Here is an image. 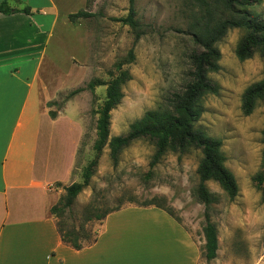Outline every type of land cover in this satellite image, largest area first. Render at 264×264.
<instances>
[{
  "label": "rangeland",
  "instance_id": "rangeland-1",
  "mask_svg": "<svg viewBox=\"0 0 264 264\" xmlns=\"http://www.w3.org/2000/svg\"><path fill=\"white\" fill-rule=\"evenodd\" d=\"M55 1L61 19L47 44L40 75L56 94L54 102L59 105L51 110L68 118L61 125L66 127L70 119L82 128L70 186L83 181V169L95 156V111L105 99L106 86L71 98L69 93L92 80L110 81L116 75L115 66L128 61L133 51L134 61L124 66L132 80L112 112L110 137L125 135L147 111L169 107L173 95L190 80V55L197 47L189 28L198 3L135 0L138 28L133 29L122 22L129 13V0H95L89 8L94 16L76 23L66 14L85 10L86 0ZM251 11L264 19V0ZM244 34L243 29H231L218 43L221 70L208 77L220 91L202 98L203 113L195 124L222 140L226 166L239 187L238 195L230 199L217 183L206 184L215 196L210 215L218 229L217 258L206 262L201 257L205 207L194 195L201 151L168 152L151 167L156 148L150 139L136 140L125 148L116 165L108 147L104 149L89 186L65 213L64 229L82 226L91 235L98 233L99 244L120 253L117 258L125 264H264V201L256 180L264 174V101L257 103L250 116L242 111L244 91L264 79V58L256 54L245 61L238 59L236 50ZM148 202L174 217L154 206L143 207ZM90 205L99 211L117 205L121 209L103 224L85 223L83 213Z\"/></svg>",
  "mask_w": 264,
  "mask_h": 264
},
{
  "label": "crops",
  "instance_id": "crops-1",
  "mask_svg": "<svg viewBox=\"0 0 264 264\" xmlns=\"http://www.w3.org/2000/svg\"><path fill=\"white\" fill-rule=\"evenodd\" d=\"M19 1L33 14H0V264H125L98 241L75 250L61 240L50 209L71 181L82 128L50 117L56 94L40 75L58 4Z\"/></svg>",
  "mask_w": 264,
  "mask_h": 264
},
{
  "label": "trees",
  "instance_id": "trees-1",
  "mask_svg": "<svg viewBox=\"0 0 264 264\" xmlns=\"http://www.w3.org/2000/svg\"><path fill=\"white\" fill-rule=\"evenodd\" d=\"M95 0H86V9L72 13L68 16L71 23L94 16L89 10ZM259 0H197L198 11L192 17L189 28L197 50L190 55L191 72L190 80L182 92L175 93L169 107H160L147 111L139 120L132 123L125 135L110 137L112 112L121 104L124 93L123 88L132 80V75L126 64L134 61V53L130 51L128 61L118 63L116 75L108 82L100 80L90 81L86 87L78 88L69 97L90 90L94 91L98 86H106V95L101 106L95 111L96 139L93 143L94 158L84 167L81 183L74 182L70 186L63 187L65 195L60 198L50 212L56 219L58 232L64 244L75 250L90 247L98 241V233L91 235L84 231L83 227H71L64 229V215L70 211L77 197L89 186L99 164L101 155L106 147L110 150V158L114 165L118 163L121 152L139 139H150L155 144V153L151 162L154 167L168 152L184 154L191 149L200 150L202 157L198 164L197 175L199 184L195 189L196 200L205 207L204 218L206 224L203 228L205 243L201 251V257L206 262L217 258L219 249L218 229L211 221L210 208L215 201V196L207 187V182L217 183L230 199L239 193V187L234 174L226 166V157L223 154L222 140L213 138L197 129L195 124L203 113L201 100L206 95L219 94L220 87L209 77V73H217L221 70V52L218 43L231 29H243L245 34L239 41L236 55L240 61H245L259 54L264 58V19L256 15L251 9ZM14 4V6H13ZM19 0H4L0 3V14L12 15L24 13L32 15L29 6L19 8ZM17 6V7H16ZM135 0H129V13L122 22L133 29L138 28L135 20ZM259 101H264V79L249 86L242 95V111L245 116H250L257 107ZM57 102L47 104L48 108L58 106ZM52 119L57 117V112L50 110ZM264 143V129H263ZM264 169V150L262 157ZM258 178V179H257ZM256 180L258 188L263 193L264 201V174L260 173ZM57 188L62 187L56 183ZM154 206L168 213L162 206L148 202L143 207ZM121 209L120 205L114 208H106L99 211L94 205L87 207L83 213L85 223L97 221L103 224L106 218Z\"/></svg>",
  "mask_w": 264,
  "mask_h": 264
}]
</instances>
